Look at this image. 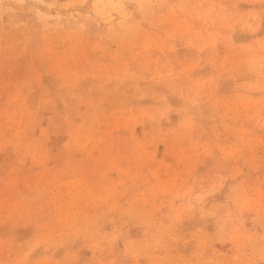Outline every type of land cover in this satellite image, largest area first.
I'll list each match as a JSON object with an SVG mask.
<instances>
[{
  "label": "rangeland",
  "instance_id": "1",
  "mask_svg": "<svg viewBox=\"0 0 264 264\" xmlns=\"http://www.w3.org/2000/svg\"><path fill=\"white\" fill-rule=\"evenodd\" d=\"M0 264H264V0H0Z\"/></svg>",
  "mask_w": 264,
  "mask_h": 264
}]
</instances>
